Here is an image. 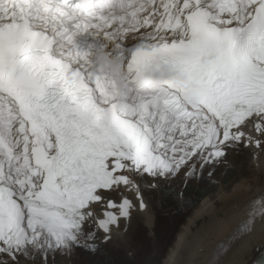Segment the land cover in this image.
I'll list each match as a JSON object with an SVG mask.
<instances>
[{
  "label": "snow or ice",
  "instance_id": "obj_1",
  "mask_svg": "<svg viewBox=\"0 0 264 264\" xmlns=\"http://www.w3.org/2000/svg\"><path fill=\"white\" fill-rule=\"evenodd\" d=\"M238 164L165 264L264 234V0H0V264H151L157 194Z\"/></svg>",
  "mask_w": 264,
  "mask_h": 264
},
{
  "label": "rangeland",
  "instance_id": "obj_2",
  "mask_svg": "<svg viewBox=\"0 0 264 264\" xmlns=\"http://www.w3.org/2000/svg\"><path fill=\"white\" fill-rule=\"evenodd\" d=\"M242 175H244V168L241 164L227 171L221 169L216 176L217 183L212 184L207 181L203 185L194 183L191 188L185 190L183 197L178 198L179 207L177 208L170 207L171 204L163 202L164 198L157 194L152 204L153 226L146 227L141 220L136 224L135 242L138 249L136 258L148 260L151 264H163L168 257L169 250L175 246L179 235L189 224L195 212L201 208L202 203L212 199L217 202L216 204H220L219 196L224 192L231 193L232 186L241 179ZM177 191L179 192V186H177ZM201 193L207 194L199 201L198 195ZM197 199L199 203L194 208L186 206L185 202L193 203ZM205 219H199L197 225ZM249 246L247 247L249 252L246 254L247 251H245L244 256H247L243 258L242 264H255L258 262L259 254L264 251V242ZM233 257L234 254L230 259Z\"/></svg>",
  "mask_w": 264,
  "mask_h": 264
},
{
  "label": "bare ground",
  "instance_id": "obj_3",
  "mask_svg": "<svg viewBox=\"0 0 264 264\" xmlns=\"http://www.w3.org/2000/svg\"><path fill=\"white\" fill-rule=\"evenodd\" d=\"M230 192H224L223 194H221L218 198V200L220 201V204H216L217 202L213 201L212 199L209 200H205L202 203V206L199 210H197L193 216V218L190 220L189 224L186 226L185 229H190L191 232H195L199 229L200 225L204 224L205 222H207V220L213 216L216 211L220 208H222L228 200V197L230 196ZM205 219L203 222H201V224L197 225V222L199 219ZM239 219L238 215H234L232 216L223 226L218 227V228H214L209 236V243H214L216 240H219L220 238H222L224 235H226V233L228 231L231 230V228L234 226V224L236 223V221ZM142 224H144L146 227H152L153 223H154V219H153V213H152V217H151V222L150 223H145L141 220ZM185 229L183 230L182 233H185ZM181 233V234H182ZM180 234V235H181ZM179 235V236H180ZM261 234L258 232V234L254 237H245L243 239H241L240 241H238L236 243V245L234 246L233 249V253L234 257L231 259V264H242L243 258L246 257L247 255L244 256L245 251H247L246 254H248L249 250L247 249V247H251L253 245H256L258 242H264V239H261ZM252 241V242H251ZM177 243V242H176ZM176 245V244H175ZM241 250V251H237V250ZM236 250V251H235ZM169 255V254H168ZM165 264V261L164 263Z\"/></svg>",
  "mask_w": 264,
  "mask_h": 264
},
{
  "label": "trees",
  "instance_id": "obj_4",
  "mask_svg": "<svg viewBox=\"0 0 264 264\" xmlns=\"http://www.w3.org/2000/svg\"><path fill=\"white\" fill-rule=\"evenodd\" d=\"M207 193H201L198 195V198H199V201L204 197L206 196ZM178 198H179V195H178V191L172 193L171 195H169L166 199L164 198L163 199V202H169L171 205L170 207H176L177 206L179 207V203H178ZM198 199L195 200L193 203H192V208H194L198 203H199ZM190 207V206H189ZM258 262H255V264H264V251L262 253L259 254L258 256Z\"/></svg>",
  "mask_w": 264,
  "mask_h": 264
}]
</instances>
